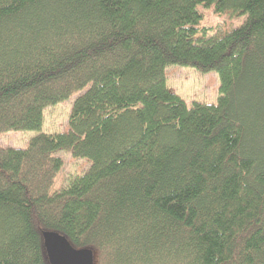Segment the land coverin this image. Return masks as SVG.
Instances as JSON below:
<instances>
[{"label":"trees","instance_id":"16d2710c","mask_svg":"<svg viewBox=\"0 0 264 264\" xmlns=\"http://www.w3.org/2000/svg\"><path fill=\"white\" fill-rule=\"evenodd\" d=\"M74 95L68 131L0 145V264H50L44 231L94 264H264V0H0V136ZM62 151L89 168L55 189Z\"/></svg>","mask_w":264,"mask_h":264},{"label":"rangeland","instance_id":"374dc122","mask_svg":"<svg viewBox=\"0 0 264 264\" xmlns=\"http://www.w3.org/2000/svg\"><path fill=\"white\" fill-rule=\"evenodd\" d=\"M203 14L202 24L213 27L237 28L243 24L245 17L229 19L226 16L218 17L213 7L201 6ZM168 86L181 96L188 105L193 101L216 103L219 96V75L212 71L203 73L191 66L169 65L165 70ZM76 95L70 99L57 103L44 109V122L41 131H8L0 136V145L3 147L25 148L29 140L38 134L63 132L69 130V117ZM63 160V167L60 170L55 189H60L67 184L70 177L82 174L89 168L86 159L74 158L69 152L57 154Z\"/></svg>","mask_w":264,"mask_h":264},{"label":"water","instance_id":"95a60500","mask_svg":"<svg viewBox=\"0 0 264 264\" xmlns=\"http://www.w3.org/2000/svg\"><path fill=\"white\" fill-rule=\"evenodd\" d=\"M43 239L50 264H94V252L90 248H75L55 232L44 231Z\"/></svg>","mask_w":264,"mask_h":264}]
</instances>
